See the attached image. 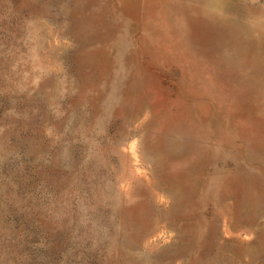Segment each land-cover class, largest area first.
Segmentation results:
<instances>
[{
	"label": "rangeland",
	"instance_id": "rangeland-1",
	"mask_svg": "<svg viewBox=\"0 0 264 264\" xmlns=\"http://www.w3.org/2000/svg\"><path fill=\"white\" fill-rule=\"evenodd\" d=\"M0 264H264V0H0Z\"/></svg>",
	"mask_w": 264,
	"mask_h": 264
}]
</instances>
